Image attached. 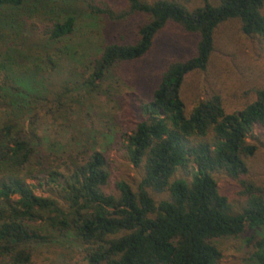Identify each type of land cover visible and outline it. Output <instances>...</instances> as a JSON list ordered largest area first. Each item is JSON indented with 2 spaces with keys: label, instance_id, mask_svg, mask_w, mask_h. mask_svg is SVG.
Wrapping results in <instances>:
<instances>
[{
  "label": "trees",
  "instance_id": "16d2710c",
  "mask_svg": "<svg viewBox=\"0 0 264 264\" xmlns=\"http://www.w3.org/2000/svg\"><path fill=\"white\" fill-rule=\"evenodd\" d=\"M119 1L124 9L115 15L107 0H0V264H56L36 256L72 242L85 264H217L214 240L241 237L252 248L246 264H264V189L242 180L257 150L248 137L264 129V88L233 112L218 94L190 111L181 96L186 76L206 70L221 24L237 20L242 34L264 41V0H204L195 8L177 0ZM82 13L147 19L132 40L102 45L87 75L41 95L35 76L59 67ZM169 24L196 36L195 53L157 73L149 98L139 101L138 123L119 145L141 174L136 189L111 182L103 152L83 144L56 156L34 116L26 126L22 117L37 105L60 116L71 93L95 92L117 66L142 60ZM177 172L183 176L174 178ZM216 176L239 182L237 204ZM40 187L43 195L35 193ZM150 192L166 198L156 201Z\"/></svg>",
  "mask_w": 264,
  "mask_h": 264
},
{
  "label": "rangeland",
  "instance_id": "374dc122",
  "mask_svg": "<svg viewBox=\"0 0 264 264\" xmlns=\"http://www.w3.org/2000/svg\"><path fill=\"white\" fill-rule=\"evenodd\" d=\"M107 1H110L115 15L124 9V4L119 0ZM177 1L189 8L200 7L204 3V0ZM207 1L216 4V0ZM75 8L81 12L85 10L81 1ZM262 13L264 15V6ZM146 19L140 14L128 15L119 21L107 16L80 14L74 34L65 41L66 57L59 67L35 76L38 93H47L48 96L50 92L58 91L64 81L72 84L87 75L88 64L102 45L132 40L136 29ZM31 37L37 41V36L32 34ZM196 41V36L184 32L175 24H169L158 34L153 50L142 60L117 66L95 92L71 93L67 99L69 106L65 107L62 115L50 114L46 111L47 106L37 105L34 111L25 113L23 121L27 126L30 117L34 116L37 134L56 156L75 153L83 144L103 152L110 163L111 182L124 180L136 189L141 174L124 158L119 145L138 123L139 101L149 98L157 73L171 60L193 56ZM262 88L264 41L259 37L245 36L240 31L238 21L230 20L215 31L214 47L206 70L186 76L181 96L187 111H190L200 100L218 94L225 111L233 112L250 103L255 92ZM248 141L257 150L247 160L248 172L242 180L264 189V129L254 128ZM182 176L181 172H177L174 178ZM216 179L221 193L232 205L237 204L241 190L239 182L223 176H216ZM44 190L40 187L35 193L43 195ZM150 194L156 201L166 198L164 194ZM214 243L221 251L217 264H246L252 252L243 237L217 238ZM48 259L56 264H85L81 247L75 242L60 249L43 250L36 256L37 261Z\"/></svg>",
  "mask_w": 264,
  "mask_h": 264
}]
</instances>
